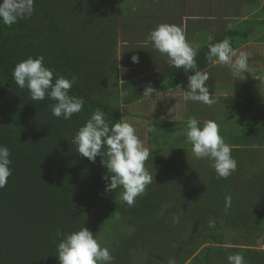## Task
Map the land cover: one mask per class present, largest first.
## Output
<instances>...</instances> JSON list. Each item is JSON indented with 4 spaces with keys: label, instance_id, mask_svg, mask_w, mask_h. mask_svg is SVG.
<instances>
[{
    "label": "trees",
    "instance_id": "obj_1",
    "mask_svg": "<svg viewBox=\"0 0 264 264\" xmlns=\"http://www.w3.org/2000/svg\"><path fill=\"white\" fill-rule=\"evenodd\" d=\"M159 2L35 0L31 18L11 27L0 23V146L10 149L13 170L6 186L0 188V264H59V240L64 233L83 227L110 250L115 264L132 262L136 244L146 230L165 240L161 246L153 243L147 264H156V257L163 259L160 264H169V260L210 264L215 258L220 264L221 258L237 253L245 264H264V250L256 249L264 243V161L260 162L264 154V97L257 95V90L245 95L238 90L225 98L223 105L212 106L207 115L202 104L188 114L186 122L149 126L152 166L160 167L161 172L158 182L150 184L132 207L121 198L123 188L105 190L110 180L104 179L109 173L101 164L102 157L90 162L72 143V136L95 111H103L110 125L115 124L124 119L123 104L172 91L194 74L172 67L168 57L148 40L150 32L162 23L182 28L181 22L160 21ZM258 5L261 8L250 18L235 12L241 21L233 28L228 29L223 21L212 28L211 41L196 49L200 71L208 72L214 66L207 59L209 45L227 37L237 51L264 34V2ZM120 38H139L150 44H140L137 49V68L147 72L123 84L118 80ZM130 55L125 53L124 60ZM29 57H43L45 66L57 75L75 77L70 95L83 102L80 113L68 120L56 118L51 114L55 101H32L27 88L17 86L14 68ZM148 86L155 91L145 96ZM220 115L227 120L242 117L239 129L232 128L231 135L221 133L238 165L228 179H218L206 159L193 158L192 145L184 135L189 120L195 118L203 127L201 119L216 122ZM170 144L174 152L168 151ZM188 157L179 167V160ZM194 169L201 176L192 175ZM229 195L232 202L226 210L225 197ZM184 205L187 209H180ZM174 214L180 216L178 224L172 223ZM125 226L133 229V237L120 236ZM228 238L233 239L231 244H227ZM204 247L209 252L199 253Z\"/></svg>",
    "mask_w": 264,
    "mask_h": 264
},
{
    "label": "clouds",
    "instance_id": "obj_2",
    "mask_svg": "<svg viewBox=\"0 0 264 264\" xmlns=\"http://www.w3.org/2000/svg\"><path fill=\"white\" fill-rule=\"evenodd\" d=\"M35 12V0H0V23L9 27L21 20L31 18ZM148 40L159 53L168 57L170 65L185 72L192 70L188 76L190 95L186 99L211 106L216 103L210 94L206 82L209 75L198 68L196 50L187 42L184 30L174 24L162 23L152 30ZM207 59L210 63H220L231 68L234 75L239 76L248 68L247 54L231 46L229 38L209 45ZM131 60L139 64V56L133 55ZM123 71V70H122ZM13 78L20 89L27 88L32 101H44L46 98L55 101L51 105V114L56 118L71 119L74 114L83 110V102L70 95L76 82L57 75L54 69L45 66L43 57H29L16 64ZM155 89L148 86L145 96L153 94ZM106 114L95 111L76 134L72 136L75 150L90 162L101 156V164L107 168L109 175L104 177L110 183L106 191L123 188L122 200L129 206H135L137 198L142 196L147 187L153 183V176L146 168L151 153L137 134L136 128L126 121L110 125ZM200 122L193 118L188 121L184 130L186 141L192 145L191 155L196 160L206 159L215 170L218 179H228L237 170V161L232 156V148L221 135L220 126L208 120ZM11 152L7 146H0V188H4L12 175ZM232 197H225V209L231 207ZM172 223L178 224L180 216L174 214ZM210 227L214 224L210 222ZM57 236L61 233L58 231ZM55 242V241H54ZM208 247H204L205 250ZM201 250L200 253L203 251ZM59 264H115V257L110 250L102 246L98 238L86 227L78 231L64 233L57 244ZM169 264H175L169 260ZM228 264H245L244 257L237 254L228 255Z\"/></svg>",
    "mask_w": 264,
    "mask_h": 264
},
{
    "label": "rangeland",
    "instance_id": "obj_3",
    "mask_svg": "<svg viewBox=\"0 0 264 264\" xmlns=\"http://www.w3.org/2000/svg\"><path fill=\"white\" fill-rule=\"evenodd\" d=\"M227 4L228 0H160L159 6L161 9V15L158 16V18L161 17L160 21L162 22L168 20H174L178 23L181 22L185 28L195 27L196 29V26L198 27L197 24H199L200 28L198 27L199 30H197L199 31V34L200 32L201 34L197 40V43L193 45V48L197 49L198 47L204 45V43H206L209 38H213L214 36L215 32L213 29L212 32L214 33H210L209 35L207 32H205L207 25H210V27L213 28L214 26H218L220 22L223 21L227 22L228 26H231L241 21V19L231 17V10L227 9ZM122 36H124V34H122ZM126 36L128 37V35ZM262 38V41L264 42V36ZM262 41V44L256 42L257 44L255 45L241 47L240 50L237 51V54L243 52L248 56V68L246 72H242L239 75L241 78L240 80L230 77L232 75L227 73V68H230L228 66L219 65V67L218 65H215L216 67H213L208 72H206L209 75V80L206 82V84L209 87L210 94L214 95L216 98V103L211 106L206 105L205 109L203 110L206 115L209 114L210 108H212V106L216 104L223 105V100L229 95H236L239 92L238 90H242L240 91V94L245 95L254 89L258 91L257 95L264 97V44ZM140 44H148V46H150L149 43H146V40L144 43H141V39L139 38L128 40L120 38V68L118 78L120 84H123L130 79L141 78V76L147 72L145 69H140L139 67L137 68L138 64L136 65L131 60L133 55L139 56L137 49L141 48ZM127 52H131V55L129 56L128 61H125L124 55ZM187 85L188 81L181 87H178L172 91L147 97L137 103L122 105V109L124 110L123 121L132 124L134 128H136L139 138L150 150V152H152V142L150 136L148 135L149 126L153 125L155 122L165 121L170 123H183L188 120V114L192 111L191 104L195 101L186 99V97L190 95ZM122 96H124V94ZM200 104L203 103L200 102ZM241 119V116H237L227 120L226 117L224 118L223 115H220L216 122L220 126L221 133L223 132L231 135V132L233 131L232 128L238 127L239 121H241ZM207 121V118L201 119L203 124ZM239 128L240 127L237 129ZM178 135L179 132L174 135V138ZM168 151L174 152V145L170 144ZM261 155L263 156V160L260 162H263L264 154ZM183 160L184 158L179 160L180 167H183ZM251 165L252 169H255L254 165ZM124 230L126 233H130L129 227L125 226ZM232 241L233 239L228 238L227 244H231L230 242ZM263 244V242L259 243V247L262 249H264ZM132 262L133 264H141L143 261L142 258L136 254L132 258Z\"/></svg>",
    "mask_w": 264,
    "mask_h": 264
},
{
    "label": "crops",
    "instance_id": "obj_4",
    "mask_svg": "<svg viewBox=\"0 0 264 264\" xmlns=\"http://www.w3.org/2000/svg\"><path fill=\"white\" fill-rule=\"evenodd\" d=\"M259 2L260 3H262V2H264V0H239V2L237 3V2H235L234 0H228V4H227V9H230L231 10V12H230V14H231V17H234V18H236L235 17V15H234V13L235 12H238V14H239V16H241V17H251L252 15H255V14H257V12H258V9H259ZM261 7H262V4H261ZM260 7V8H261ZM233 14V15H232ZM198 25V27L200 28V25L199 24H197ZM235 26V24H233V25H231V26H228V29H230V28H233ZM197 26H196V29H195V27L194 28H185V26H183L182 25V29L184 30V34H185V36H186V40H187V42L193 47V45L195 44V43H197V40L199 39V37H200V34H201V32H200V34H199V28H198ZM198 29V30H197ZM213 30H212V28L210 27V25L209 26H207V30L205 31V32H207V34L209 35L210 33H213L212 32ZM264 36V34L262 35V36H260V37H256L255 39H253L251 42H249V43H247L246 45H244L243 47H245V46H251V45H255V44H257L256 42H258V43H261V41H262V37ZM211 39L212 38H209V40L206 42V43H208L209 41H211ZM263 42V41H262ZM205 44V43H204ZM262 44V43H261ZM263 44H264V42H263ZM203 46V45H202ZM199 48V47H198ZM196 50V49H195ZM240 49H238L237 51H239ZM236 51V52H237ZM218 65H222V66H227V65H223V64H220V63H214V66L213 67H216V66ZM220 67V66H219ZM229 67V66H228ZM212 69V68H211ZM227 73L228 74H231L232 76H230L231 78H236L237 80L239 79H241L239 76H237V75H234L233 74V72H232V70H231V68H227ZM191 106H192V111H196V110H198L200 107H203L202 106V104H200V102H198V101H195L194 103H192L191 104ZM194 109H196V110H194ZM205 109V108H204ZM190 114V113H189ZM257 250H259V249H262L261 247H259V248H256ZM262 250H264V249H262ZM222 260H223V262H220V264H228V259L227 258H221ZM219 259H217L216 260V258L213 260V262H212V264H218V261ZM192 261V260H191ZM190 261V262H191ZM189 262V263H190ZM188 263V264H189Z\"/></svg>",
    "mask_w": 264,
    "mask_h": 264
},
{
    "label": "flooded vegetation",
    "instance_id": "obj_5",
    "mask_svg": "<svg viewBox=\"0 0 264 264\" xmlns=\"http://www.w3.org/2000/svg\"><path fill=\"white\" fill-rule=\"evenodd\" d=\"M151 153V152H150ZM184 161H189V157L188 158H186V159H184L183 160V165H184ZM179 163H180V161H179ZM180 167V166H179ZM146 168H147V170L150 172V174L153 176V174H154V180H153V183L152 184H156V182H158V177H159V175H160V167H153L152 166V161H151V155H150V157H149V159H148V161H146ZM182 168V167H181ZM192 175H196V176H201V174H199L198 172H197V169H194L192 172ZM201 179V178H200ZM159 184V183H158ZM159 187H160V185H158ZM159 187H157V188H159ZM170 187H172V186H170ZM148 189V188H147ZM171 189V188H170ZM171 191L172 192H174L173 191V189H171ZM180 209H184V210H186L187 209V206L186 205H184V206H181L180 207ZM151 230H146L145 231V233H143L144 235H142V238H141V240H140V244L139 245H137L136 244V248L134 249V251H133V256H132V258L134 257V255H139L141 258H143L142 259V263L141 264H147L146 263V258L148 257V256H150V252H151V249L153 248V245L155 244H157V245H159V246H161V245H164L165 244V240H163L162 238H158V237H154L151 233ZM126 231H124V234L122 233L120 236L121 237H123V236H128L129 238L130 237H133L135 234H133L134 232H133V229L130 227V233H126ZM108 236V235H107ZM108 238V237H107ZM111 238V236L108 238V240ZM162 241H164V243H162ZM154 243V244H153ZM172 243H173V247H175L176 246V243L175 242H173L172 241ZM164 247V246H163ZM175 249V248H174ZM156 259H157V261H156V264H160L162 261H163V259H160L159 257H156ZM131 264V263H130ZM132 264H133V262H132Z\"/></svg>",
    "mask_w": 264,
    "mask_h": 264
},
{
    "label": "water",
    "instance_id": "obj_6",
    "mask_svg": "<svg viewBox=\"0 0 264 264\" xmlns=\"http://www.w3.org/2000/svg\"><path fill=\"white\" fill-rule=\"evenodd\" d=\"M208 251H209V249L208 248H206L205 250H203L201 253L202 254H206V253H208Z\"/></svg>",
    "mask_w": 264,
    "mask_h": 264
}]
</instances>
